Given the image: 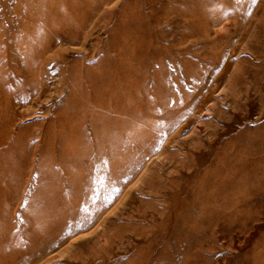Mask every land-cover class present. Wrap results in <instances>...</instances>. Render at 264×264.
<instances>
[{"label":"rangeland","instance_id":"374dc122","mask_svg":"<svg viewBox=\"0 0 264 264\" xmlns=\"http://www.w3.org/2000/svg\"><path fill=\"white\" fill-rule=\"evenodd\" d=\"M0 264H264V0H0Z\"/></svg>","mask_w":264,"mask_h":264}]
</instances>
